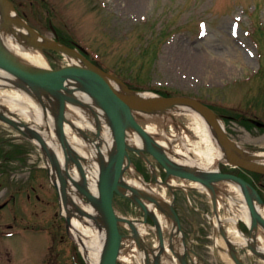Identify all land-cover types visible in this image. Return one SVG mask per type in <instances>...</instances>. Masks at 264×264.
I'll list each match as a JSON object with an SVG mask.
<instances>
[{
    "label": "rangeland",
    "instance_id": "374dc122",
    "mask_svg": "<svg viewBox=\"0 0 264 264\" xmlns=\"http://www.w3.org/2000/svg\"><path fill=\"white\" fill-rule=\"evenodd\" d=\"M11 1L18 14L44 37L58 38L71 46L80 44L93 61L134 89L211 99L216 111L223 115L227 132L236 144L252 153L264 152V128L250 121V118L264 121V0ZM51 54L52 57L47 56L50 67L70 62L66 55ZM2 90L13 92L12 88ZM83 112L87 111L83 109ZM172 112L150 115L138 112L137 115L162 146L169 152L178 150L180 154L187 150L182 137L189 140L197 136L188 115ZM20 117L35 123L32 118ZM37 125L46 129L44 125ZM84 131L91 139H97L94 128ZM13 133L10 126L0 122L1 136ZM26 147V155L22 157L26 164L16 160L11 163V169H3L0 163V199L6 186H13L37 170L33 165L42 170L37 173H43L44 183L51 182L45 152L39 144L28 139ZM191 153L196 155L194 151ZM132 156L135 167L140 169L139 176L145 175L148 182L167 190L172 197L192 250L189 263L236 264L216 217V212L223 218L234 215L229 208L230 199L224 193V190L229 191L224 186L228 181L219 184L223 189L218 192L221 204L215 209L213 193L206 186L174 178L178 186L173 189L174 185L165 182L160 163L154 160L150 164L137 153ZM127 176L131 179V172ZM248 176L252 180L255 178L256 187L264 197V177ZM174 179L169 178V183H174ZM186 185H194L197 189L190 190ZM47 187L55 194L49 184ZM45 190L39 192L47 197ZM18 197L15 202L20 210L17 208L16 213L21 215L18 220L25 221V226L12 236L0 235V264H87L79 244L67 231L66 218L54 214L60 211L59 204H38L35 208L33 195L31 202L27 201V192ZM43 208L46 211L35 216ZM116 208L121 216L139 222L144 220V210L135 202L117 198ZM11 213L10 208L0 211L5 215L3 223L8 222ZM146 225L144 240L156 248L159 242L156 225L151 218ZM227 225L225 222V228ZM240 226L249 236L250 230L242 219ZM6 227L1 226V232L8 229ZM121 230L124 239L135 234L123 225ZM238 250L247 264H264L263 259L246 249Z\"/></svg>",
    "mask_w": 264,
    "mask_h": 264
},
{
    "label": "bare ground",
    "instance_id": "6f19581e",
    "mask_svg": "<svg viewBox=\"0 0 264 264\" xmlns=\"http://www.w3.org/2000/svg\"><path fill=\"white\" fill-rule=\"evenodd\" d=\"M10 14L15 15L14 11H10ZM24 33H28L24 28H20L12 22H7L5 16L0 8V36L4 45L22 62L36 66V67H49V60L45 52L30 45ZM70 61L75 63L77 59L68 56ZM0 84L14 85L13 92H5L0 90V109L4 108L10 111H14L26 118H32L37 122H41V125L46 127L42 130L37 122L33 124V127L39 130L45 137L48 145L52 151H55L59 155V159L62 163V167L65 169V153L63 151L62 144L56 132V117L58 104L55 99L51 101L49 97H45V106L31 96L32 92L27 89L25 85H22L11 74L0 69ZM113 85L120 92L135 96V97H150L153 96L151 92H134L130 91L124 83L113 81ZM68 88H77L78 84L75 81H69L67 83ZM76 97L82 99V105L68 104L65 120V134L67 145H69L72 156L76 155V158L82 163L84 172L86 173L87 187L94 193L98 194V184L100 176V156L104 155L106 161L108 160L110 152L114 150L115 141L112 135V131L109 127L108 121L104 116L102 110L94 102L93 98L86 93L76 89ZM90 107V109L86 108ZM83 109L87 112H83ZM184 113L190 118V125L196 132L197 139L186 140L183 142L186 146V152L179 154L178 150H173L176 156L174 161L180 163L186 167H197L204 170H217L220 161L225 160V149L220 141V136L215 127L208 123L205 118L186 106H176L169 110L163 111V113L173 114ZM142 115L152 114L151 110L138 111ZM136 112V115L137 113ZM138 117V115H137ZM219 123L222 128L227 131L226 123L219 118ZM101 127L100 137L93 142L89 140L85 135V128ZM145 129L152 135L150 128ZM155 138V137H154ZM129 142L136 147H144L145 142L142 136L135 130L129 131ZM164 147V146H163ZM165 148V147H164ZM239 152L248 158L254 159L259 163L264 164V152L252 153L241 147ZM194 151L196 155L191 152ZM149 158V157H148ZM146 160L147 157L145 158ZM153 167V166H152ZM54 177L59 181L58 173L55 168H52ZM69 172L74 180L80 184L84 181V175L80 171L75 161H70ZM128 172H131V179L128 178L125 173L124 183L130 186L127 191L133 198L142 197L147 210L152 213L157 222L156 230L162 232L164 237L163 246L161 245L159 232V242L156 248L151 247L146 240V230L148 221L142 222L134 221L129 217L121 216V218H127L132 220L130 224L126 220H121L120 226L132 229L135 233L134 236L124 239L120 249L118 260L124 264H147L148 261L151 264H183L187 262L186 255L190 254L191 248L188 246L187 238L183 234L179 227V224L174 220L172 216V197L167 190H162L155 184L148 182L144 177L139 176V169L135 165L131 164ZM153 172H157L153 167ZM174 179V178H172ZM178 180V179H176ZM174 179L169 185L178 186V183ZM186 183L185 180H181ZM228 185H224L229 191L224 193L228 195L230 199L229 208L234 215L227 218H223L220 214H216L217 222L220 226V232L227 235L225 240L227 244H231L236 248H244L248 246V243L256 245L258 249L264 251V227L259 225L258 228L252 230L249 236H247L240 226L241 219L251 227L252 215L249 206L244 198V195L240 185L230 180ZM161 183V181H159ZM221 183V182H220ZM217 183L218 192L222 191ZM189 188V185L185 186ZM195 186H190L194 188ZM211 191V190H210ZM212 192V191H211ZM213 193V192H212ZM153 197L156 201L147 199ZM68 204L64 206V213L71 214L70 233L72 237L77 241L79 247L86 257L88 264H101V258L104 247L107 241V229L101 212L92 204L82 199V194L77 191L76 186L69 179L68 187ZM264 201V198H262ZM256 208L258 212L264 217V203L256 201ZM218 206L221 204V200L218 199ZM83 211L90 213L92 217L83 215ZM117 211V210H116ZM225 222L228 223L225 228ZM224 236V235H223ZM139 245V247L137 246ZM229 246V245H228ZM192 251V250H191ZM250 252V251H249ZM250 254H252L250 252Z\"/></svg>",
    "mask_w": 264,
    "mask_h": 264
},
{
    "label": "water",
    "instance_id": "95a60500",
    "mask_svg": "<svg viewBox=\"0 0 264 264\" xmlns=\"http://www.w3.org/2000/svg\"><path fill=\"white\" fill-rule=\"evenodd\" d=\"M0 8L7 22H12L16 26L27 30L28 33H24V36L30 45L42 51L54 50L77 59L75 63L70 62L58 68L36 67L20 61L4 45L0 36V69L8 72L22 85H25L27 89L32 92L31 96L35 101L41 102L43 106H45L44 97H49L51 101H54L53 99L57 101L56 132L66 156L65 169L62 167L59 155L51 150L44 135L33 127L34 123L24 122L18 119V113L7 110L5 107L0 109V119L15 126L18 130L26 134L29 138L37 141L40 145L48 158L51 168H55L58 173L59 181L55 179L54 173L52 169H50L53 182L59 188V193L65 207H67L69 201L68 187L69 179H71L77 191L82 194V199L92 203L101 212L107 229V241L103 250L101 264L119 263L118 257L124 237V234L120 230V222L121 220H126L130 224L133 223L132 220L119 217L114 206L116 194L129 198L142 207L145 213V220H148L150 216L154 223L157 222L155 216L147 210L144 200L141 199L142 197L133 198L127 191L130 189V186L124 183L125 173L130 168V165L133 164L130 155L131 152H136L145 158L147 157V159L149 158L144 152L150 153L166 169V180L173 176L183 180H192L206 186V188L213 192L215 209L217 208L219 194V188L216 184L225 180H230L239 184L252 215V225L250 229L252 228L253 230L258 228L259 225L264 227V217L256 208V201L262 204L264 203L258 190L242 177L220 170L221 163L225 162L235 167H242L264 174V164L245 157L239 152L238 147L240 146H238L222 128L219 123V115L215 110L201 100L190 96L179 95L165 97L153 95L150 97H135L124 94L113 85L114 80L123 83L120 78L96 65L79 49L44 37L37 29L16 13L15 6L11 0H0ZM11 10L15 12V15L10 14ZM69 81H75V83L78 84L77 88H68L67 83ZM3 88L14 89L15 86L0 84V89ZM76 89H79L93 98L94 102L104 113L115 141L114 150L110 152L108 160L106 161L104 155L100 156L98 194L92 192L87 187V176L84 172L83 165L76 158V155L72 156L66 141L65 120L68 104H84L82 99L76 97ZM129 90L133 91L131 89ZM176 106H186L196 111L217 130L222 146L225 149V160L220 161L217 170L209 171L197 167H186L175 162L168 154L167 150H165L154 136L145 129L136 115V112L143 110H151L152 113H162ZM252 121L257 126L264 127V123L259 120L253 119ZM37 124L42 123L37 122ZM130 130H135L142 136L145 142L144 147H136L129 142ZM100 133L101 127L98 126L96 129L97 139L100 137ZM85 135L89 140L96 142L97 139H91L88 133H85ZM171 154L176 155L174 151H171ZM70 161H75L78 168L83 173L84 181L82 184L74 180L69 172ZM148 161H150V159ZM147 199L156 201L153 197H148ZM83 215L92 217L90 213L84 211ZM71 216V214L67 215L69 229ZM172 216L182 230L180 218L173 206ZM158 232L162 243L161 245L163 246L164 237L161 231ZM223 235L227 238L225 233H223ZM230 246L231 254L236 263L245 264L244 261L238 257L236 248L231 244ZM248 246L255 255L264 259V251H261L252 243H248ZM147 264L151 263L148 261ZM156 264L159 263L156 262ZM183 264L188 263L184 261Z\"/></svg>",
    "mask_w": 264,
    "mask_h": 264
},
{
    "label": "flooded vegetation",
    "instance_id": "af4514ba",
    "mask_svg": "<svg viewBox=\"0 0 264 264\" xmlns=\"http://www.w3.org/2000/svg\"><path fill=\"white\" fill-rule=\"evenodd\" d=\"M13 130H16L13 128ZM8 145V146H7ZM7 146V147H6ZM5 148V149H4ZM25 148V139L23 137H3L0 135V163L3 165V169H11V162L15 160V157H18L19 159V164H22L23 161L21 158L24 156ZM23 152V153H22ZM37 169V168H35ZM224 172H232L235 173L242 178L253 182L255 185H257L255 178L252 180L248 175H254V173L250 171H246L243 169H224ZM38 171L31 172L29 177H26L22 180H19L13 186H6L3 190V194L1 195L0 199V211L4 210L6 208H10L12 210V213L8 215V222H5V215H1V220L0 221V227L1 226H7L5 231H3V234L6 236H12L19 232L23 226H25V221H20L18 218L21 216L17 212V208L20 210L19 205H16V202L18 200V195H22L23 193L27 192V200L32 201V195H34L35 203L34 205H46V206H51V205H58L59 204V210L60 211H54V214L56 216L62 217V211H61V206H60V201H59V195H58V190L55 186H50L55 190L54 192H51V188L47 187L48 183H44L41 180V173L38 174ZM48 191V196H44L39 190H44ZM29 190V192H28ZM50 191V192H49ZM57 196V199H54V197ZM23 201V200H22ZM26 202V201H25ZM24 203V202H23ZM22 204V203H21ZM24 204H22L23 206ZM43 211H46V208L42 209V212L35 213V216H41L43 214ZM1 231V229H0Z\"/></svg>",
    "mask_w": 264,
    "mask_h": 264
},
{
    "label": "trees",
    "instance_id": "16d2710c",
    "mask_svg": "<svg viewBox=\"0 0 264 264\" xmlns=\"http://www.w3.org/2000/svg\"><path fill=\"white\" fill-rule=\"evenodd\" d=\"M167 94H169L168 92H165V93H163V95H167ZM204 101H206L207 103H209V105L210 106H212L214 109H216L215 107H214V105L212 104V100L211 99H209V98H204L203 96H200ZM127 202H129L128 200H127Z\"/></svg>",
    "mask_w": 264,
    "mask_h": 264
}]
</instances>
